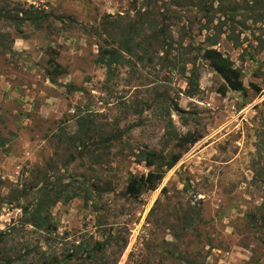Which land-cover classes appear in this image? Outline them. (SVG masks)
<instances>
[{
	"label": "rangeland",
	"instance_id": "rangeland-1",
	"mask_svg": "<svg viewBox=\"0 0 264 264\" xmlns=\"http://www.w3.org/2000/svg\"><path fill=\"white\" fill-rule=\"evenodd\" d=\"M177 3L0 0V264H264V6L247 11L240 1L248 29L229 32L222 18L214 46L241 71L244 91L228 88L206 60L166 67L150 24L138 57L97 62L115 21L126 27L142 13L169 18L175 39L199 57L213 31ZM27 10L48 22L37 26ZM50 56L65 69L54 79ZM192 71L198 92L188 97ZM84 121L121 139L98 148ZM188 133L200 139L178 148L176 134ZM145 151L149 162L140 161ZM171 153L182 156L167 169ZM150 171L162 175L155 189L126 194L131 176ZM46 176L78 193L51 208V232L26 223L21 208L37 201Z\"/></svg>",
	"mask_w": 264,
	"mask_h": 264
},
{
	"label": "trees",
	"instance_id": "trees-1",
	"mask_svg": "<svg viewBox=\"0 0 264 264\" xmlns=\"http://www.w3.org/2000/svg\"><path fill=\"white\" fill-rule=\"evenodd\" d=\"M177 1V4H180L182 1L188 3L186 6L192 8L197 14H201L202 17L207 21L206 26L201 28L210 32L213 31L212 34L207 35L204 48L197 49V53L200 54L198 57L197 54H193V50L191 49V44L185 43L184 38L181 40L175 39V36L172 32L173 24L169 23L170 19L165 17L162 18V14L159 18H149V13L138 14V20H135L129 23L126 27L122 26L115 21L113 29H107L108 37L110 40L106 39L108 42L107 48H103L100 45V55L97 58L98 63L106 64L107 67L111 68V66L115 63H125L123 61L122 52H126L128 55L138 57V53L143 47L144 38L146 34L147 24H150L148 29H155L157 31H152V39L162 44V50H164V55L160 57L162 59L163 64L170 68L176 70L178 65L196 67L198 60H206L209 62L210 66L224 79L226 85L231 90L235 91H244V81L242 79L241 71L236 68L231 61L230 57H225V55L214 46L219 43L220 37L225 33L224 27L226 23L221 21L222 18L228 19L230 22V30L229 32L234 33L236 30V26L241 24L242 29H248V17H244L243 13H240L242 10L241 7L246 8L247 11L255 10V8H259L264 6V0H174ZM242 1L243 6L239 7V2ZM217 4V7L215 5ZM252 5V6H251ZM26 16L29 17L34 24L41 27L44 26L45 23L48 22V15H45L40 11H32L27 10L23 11ZM4 15L3 10L0 9V16ZM217 15H220L219 18ZM5 16L8 19H11L12 16L10 11H5ZM4 16V17H5ZM238 17H244L242 21L238 19ZM219 19L217 25L211 27V24L214 23L215 19ZM153 22V24H152ZM152 24V25H151ZM146 28V29H145ZM106 30V29H105ZM104 30V31H105ZM119 30V32H117ZM98 34V33H97ZM101 35V34H100ZM138 48V49H137ZM120 50H122L120 52ZM180 52V57L177 56V53ZM175 53L174 61L171 60L172 54ZM147 54V51L144 52V55ZM148 55V54H147ZM140 60H142L143 55H139ZM152 59V57H149ZM49 64L52 67V70L48 72V75L54 79V76H59L65 73V69L61 66V64L57 61L55 56H50ZM194 69V68H193ZM185 70V67H184ZM193 77L188 78L187 82V90L186 95L188 97H193L198 92V75L192 71ZM75 88V87H72ZM174 107L177 111L183 113L185 112L178 104H174ZM92 123L89 124L84 121L81 122L80 127L84 128V134L92 133V137L96 139V146L102 147L104 144L107 147H111L113 142L121 139L120 131L111 130L108 134L101 135L94 130L93 126L91 128ZM80 128V129H81ZM95 133V134H94ZM96 135V136H95ZM178 148H184L186 145H193L196 143L200 137H196L195 135L188 133L186 135H178L176 134ZM62 141H64L62 139ZM75 140H72L74 142ZM107 149V148H106ZM149 153L146 151L140 155V161L148 160ZM181 153H171L166 161L167 169H171L181 158ZM149 162V161H147ZM162 175L157 174L155 172L150 171L147 175L142 176H131L128 180V186L126 189V194L131 197H139L144 189H155L157 181L161 180ZM44 182L37 186V190L39 192V197L37 201L33 204L27 205L25 207H21L24 211V214H28L26 217V223L30 224L32 227L51 232L56 229L55 225L51 222L50 212L51 208L54 207L59 202H69L70 200L78 197V193L68 191L65 188H62L57 184L56 181H49L50 178L46 176L43 179ZM3 185V181L0 179V186ZM100 189V187H97ZM25 196V193L22 195ZM0 200L4 201L5 198L0 193ZM2 239H0V244ZM97 246L103 245L102 242H98ZM3 264H14L11 257H5L3 259ZM41 264H56L54 260L45 259Z\"/></svg>",
	"mask_w": 264,
	"mask_h": 264
}]
</instances>
